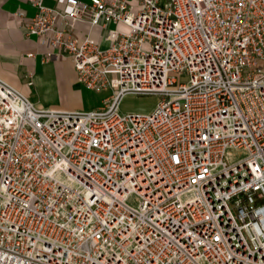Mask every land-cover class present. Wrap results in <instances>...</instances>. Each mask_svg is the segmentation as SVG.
Segmentation results:
<instances>
[{
    "label": "built area",
    "instance_id": "1",
    "mask_svg": "<svg viewBox=\"0 0 264 264\" xmlns=\"http://www.w3.org/2000/svg\"><path fill=\"white\" fill-rule=\"evenodd\" d=\"M30 3L46 59L113 93L40 108L0 78V264H264V0Z\"/></svg>",
    "mask_w": 264,
    "mask_h": 264
},
{
    "label": "crops",
    "instance_id": "2",
    "mask_svg": "<svg viewBox=\"0 0 264 264\" xmlns=\"http://www.w3.org/2000/svg\"><path fill=\"white\" fill-rule=\"evenodd\" d=\"M44 2L52 5L54 0ZM18 10L24 12V17H16L15 12ZM35 13L36 7L30 0H0V78L37 107L54 108L50 87L59 76L65 79V73L58 68L55 60L46 59V47L41 45L35 36L27 35L21 27ZM81 25L89 29L88 24ZM30 52L35 53V56H28L27 53ZM69 61L71 86L80 85L76 79L74 65L70 59Z\"/></svg>",
    "mask_w": 264,
    "mask_h": 264
},
{
    "label": "rangeland",
    "instance_id": "3",
    "mask_svg": "<svg viewBox=\"0 0 264 264\" xmlns=\"http://www.w3.org/2000/svg\"><path fill=\"white\" fill-rule=\"evenodd\" d=\"M113 29L121 31H129L130 28L120 23L111 24ZM77 28L87 30L81 23L77 24ZM68 58H55L58 68L65 73V79L60 76L57 81L50 87V93L53 100L54 108L58 109H78V110H91L104 106V100L110 97L113 93L112 90H105L102 92L88 89L85 86L74 85L71 86L69 77V59ZM67 73V74H66ZM77 79V74H76ZM159 95H127L122 100L120 105V113H137L143 114L150 111L161 99Z\"/></svg>",
    "mask_w": 264,
    "mask_h": 264
},
{
    "label": "bare ground",
    "instance_id": "4",
    "mask_svg": "<svg viewBox=\"0 0 264 264\" xmlns=\"http://www.w3.org/2000/svg\"><path fill=\"white\" fill-rule=\"evenodd\" d=\"M68 59H70V58H68ZM71 60V59H70ZM72 61V60H71ZM73 63V62H72ZM75 68V67H74ZM26 97V96H25ZM31 101V100H30ZM32 102V101H31ZM48 108H52V107H48Z\"/></svg>",
    "mask_w": 264,
    "mask_h": 264
}]
</instances>
